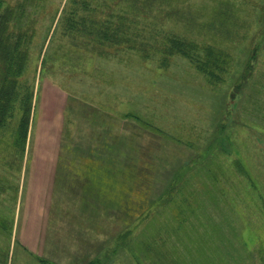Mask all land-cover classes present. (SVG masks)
<instances>
[{
    "label": "rangeland",
    "instance_id": "rangeland-1",
    "mask_svg": "<svg viewBox=\"0 0 264 264\" xmlns=\"http://www.w3.org/2000/svg\"><path fill=\"white\" fill-rule=\"evenodd\" d=\"M117 1L5 0L31 3L36 23L20 78L19 97L32 93L24 151L19 101L0 127V264H69L43 256L60 236L79 264H264V0H219L235 13L220 23L231 64L214 83L180 55L163 63L80 31ZM73 160L96 163V187L79 171L96 201L79 208L76 187L64 190ZM67 204L80 212L70 222Z\"/></svg>",
    "mask_w": 264,
    "mask_h": 264
},
{
    "label": "trees",
    "instance_id": "trees-1",
    "mask_svg": "<svg viewBox=\"0 0 264 264\" xmlns=\"http://www.w3.org/2000/svg\"><path fill=\"white\" fill-rule=\"evenodd\" d=\"M193 1L118 0L114 5L111 4L109 12L103 14L99 21L94 18H88L87 21L82 19L81 24L87 23L80 27V31L84 34L93 33L103 43L138 51L146 58L151 54H160V62L163 63L170 56L180 55L211 82H221L225 79L223 76L227 74L230 67L231 55L226 44H222L226 38H223L220 23L225 22L228 27L235 10L219 0H210L213 6L211 9H207L204 3L193 4ZM220 3L221 6H219ZM24 4V2L16 3L11 6L5 0H0V127L7 118L11 117L13 104L19 101L23 109L16 135L18 134L22 140L23 151L32 93L27 92L23 97H19L20 90L23 89L20 87V78L29 62L30 44L35 35L34 24L36 23V18L32 17L31 11L28 12L27 8L32 4L30 3L27 7ZM84 6L83 10L89 15L91 12L87 4L85 3ZM34 7L36 6L33 5ZM208 15L211 16L207 18ZM168 23L174 28L180 26L184 33H181L179 29L165 28ZM209 33L213 34L211 38ZM216 35L223 40L218 41L215 38ZM227 36L231 37L232 33L229 32ZM206 37L209 39H205ZM258 51L259 48L252 50V55L248 58L240 76L241 79H249L252 76L251 70L254 68L253 63L256 61ZM184 222L186 219L176 216L178 227L176 231L182 228ZM198 238L201 241L202 235ZM179 241L180 238H177V242ZM146 247L152 253L155 252L156 248L150 245ZM175 253L176 259L184 257L177 251ZM167 257L165 255L163 259L168 262L174 261H169Z\"/></svg>",
    "mask_w": 264,
    "mask_h": 264
},
{
    "label": "crops",
    "instance_id": "crops-1",
    "mask_svg": "<svg viewBox=\"0 0 264 264\" xmlns=\"http://www.w3.org/2000/svg\"><path fill=\"white\" fill-rule=\"evenodd\" d=\"M72 153L73 152H67L66 155H72ZM51 157H50V159H51ZM73 161L75 162V160H73ZM94 164H96V163H91V162L76 163L75 162V163L70 164V165L66 164L67 168H65V169H67V172L71 173L72 178H71V181L68 182L69 185L66 188H64V190H66L65 193H69L72 187H76L74 192L76 193V196L78 197L79 201H78V204L75 208H79L81 204H85V203L90 202V199L87 196H89L93 200V203H95V201H96V197L93 194V192L91 191V189L88 190L85 187V192L83 193V191H82L83 185L86 183V186H87L89 181H90L91 186L96 187L97 182H94V180L92 181V174H91V172L93 171L92 169L95 166ZM60 165L61 164H59V162L58 163H54V162H48L47 163V162H45V163L41 164V171L47 172L45 176L48 178H50V176H51V178H59V170H60L59 166ZM31 166H34L33 171L36 169L35 167H38L36 164H33ZM79 171H84L85 173L88 172V173H86V178H85L86 182L85 183H82V181H83L82 177L83 176L79 175ZM65 175H67L66 176L67 179L70 178V176L67 173H65ZM35 177H40V176H38V174H37V175H35ZM41 177H43V176H41ZM61 177H62V175H61ZM89 193H91V194H89ZM79 194H80V196H79ZM68 202H72V201H68ZM82 202H84V203H82ZM69 208H71L70 212H68ZM60 210L62 212H65L62 216L65 217L64 219H66L67 222H70L73 219L72 216L76 217V214L80 213V212L76 213L74 211V207H70V204L66 208L64 207L63 209H59L58 211L60 212ZM54 219H55V217L53 218V220ZM51 228H50V230H52ZM59 238L60 239L57 240L54 237H51L47 240V242H45V243H49V244H48V246H45L46 250H45V253L43 254V256L46 254L45 255L46 258L50 257L53 261H56L59 263H62V261L68 260L69 258L72 257L67 262L69 264H79V260L82 257L81 256L82 250H79V248L78 249L69 248V247L63 245L62 244L63 237L60 236ZM28 246L30 247V244H28ZM72 249L74 250V252H72ZM65 250H67V254L64 256V255H62V252H64ZM70 251H71V254H70ZM75 255H77V257H75Z\"/></svg>",
    "mask_w": 264,
    "mask_h": 264
}]
</instances>
